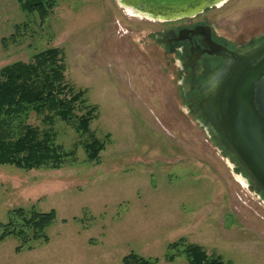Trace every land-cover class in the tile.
Returning <instances> with one entry per match:
<instances>
[{"label":"rangeland","instance_id":"374dc122","mask_svg":"<svg viewBox=\"0 0 264 264\" xmlns=\"http://www.w3.org/2000/svg\"><path fill=\"white\" fill-rule=\"evenodd\" d=\"M195 20L242 49L264 38V0H229ZM165 27L116 0H59L45 21L0 0V70L57 48L69 86L98 108L89 134L78 131L81 106L71 122L56 119V144L74 153L61 168L0 167V234L17 209L57 214L47 244L17 252V238L0 241V264L163 261L182 238L231 264H264V200L188 114L181 72L155 39ZM93 138L105 146L97 161L86 150Z\"/></svg>","mask_w":264,"mask_h":264},{"label":"trees","instance_id":"16d2710c","mask_svg":"<svg viewBox=\"0 0 264 264\" xmlns=\"http://www.w3.org/2000/svg\"><path fill=\"white\" fill-rule=\"evenodd\" d=\"M58 1L18 0L24 11L38 13L42 21L49 17ZM20 27H16V33ZM10 38L15 40V35ZM60 54L57 48L49 49L36 54L30 63L17 62L0 70V167L28 171L61 168L74 153L56 144L55 121L59 118L71 122L79 106L86 112L79 118L78 131L90 133L98 108L86 105L85 91H75L69 86ZM33 117L49 128L40 131L31 123ZM104 147L103 142L93 138L86 145L89 160L97 161ZM10 215V222L1 225L0 241L12 236L17 238L20 242L17 252L49 243L48 229L57 219L54 210L41 213L35 208L17 209ZM181 256L189 264H231L219 256H209L202 246L184 238L168 246L165 260L173 262ZM121 264H162V261L131 253L123 257Z\"/></svg>","mask_w":264,"mask_h":264},{"label":"water","instance_id":"95a60500","mask_svg":"<svg viewBox=\"0 0 264 264\" xmlns=\"http://www.w3.org/2000/svg\"><path fill=\"white\" fill-rule=\"evenodd\" d=\"M116 1L133 16L168 22L194 18L229 0ZM214 46L224 66L201 90L197 115L237 162L244 184L264 195V39L236 51Z\"/></svg>","mask_w":264,"mask_h":264},{"label":"flooded vegetation","instance_id":"af4514ba","mask_svg":"<svg viewBox=\"0 0 264 264\" xmlns=\"http://www.w3.org/2000/svg\"><path fill=\"white\" fill-rule=\"evenodd\" d=\"M198 16L177 21H157L165 24L166 27L155 34V39L160 40L165 52L171 55L177 63V72H181L183 100L188 114L195 115L199 119V123L206 129L203 119L196 112L201 100L200 92L224 66V60L215 54L214 45L236 51L249 48L260 41L245 48L236 49L224 38L218 36L210 23L196 21ZM175 23L180 24L174 25ZM208 135L210 138L213 137L209 132ZM224 150L226 151V149ZM239 169L241 170L240 167ZM248 186L258 191V193L254 191L255 196L258 194L264 200V195L252 183Z\"/></svg>","mask_w":264,"mask_h":264},{"label":"crops","instance_id":"0c3cea01","mask_svg":"<svg viewBox=\"0 0 264 264\" xmlns=\"http://www.w3.org/2000/svg\"><path fill=\"white\" fill-rule=\"evenodd\" d=\"M217 255L221 256L223 260H226L225 257L222 254H217ZM122 259H123V257H122ZM122 259H121V261H122ZM119 264H121V263H119ZM162 264H189V263H188V261L186 259L179 258V259H177L176 261H173V262H169V261L163 260Z\"/></svg>","mask_w":264,"mask_h":264}]
</instances>
